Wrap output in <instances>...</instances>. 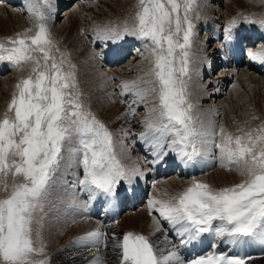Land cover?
I'll use <instances>...</instances> for the list:
<instances>
[{
    "label": "snow or ice",
    "instance_id": "1",
    "mask_svg": "<svg viewBox=\"0 0 264 264\" xmlns=\"http://www.w3.org/2000/svg\"><path fill=\"white\" fill-rule=\"evenodd\" d=\"M51 6V0H29L28 14L38 21L34 34L27 35L32 32L27 29L0 41V63L21 70L31 65L0 118V176L10 173L20 178L0 198V264H48L39 226L62 169L82 170L83 177L77 175L72 187L89 193L90 199L98 195L114 199L124 185L146 176L136 163L122 162L113 133L84 104L72 70L75 65L63 53L59 59L53 54L60 49L45 23V11ZM195 7L196 0H136L132 19L121 31L98 30L96 39L116 42L131 36L142 41L151 56L146 77L119 85L120 95L131 92L139 101L153 99L140 136L153 150L151 163L170 153L184 163L212 155L220 167L235 169L243 179L216 189L193 178L174 196L150 198L156 231L164 234L168 246L160 248L145 235L126 232L115 245L120 264H246L249 257L217 252L216 241L230 250L257 241L264 244V125L233 135L195 115L187 87ZM248 22L264 28V20ZM235 25L233 20L225 28V40L234 38ZM33 53H41L42 59ZM129 114L135 112L124 115ZM4 190H8L6 182ZM164 224L180 247L202 246L212 237L210 250L185 260ZM74 244L99 252L107 248V233L90 231ZM91 264H101L100 258Z\"/></svg>",
    "mask_w": 264,
    "mask_h": 264
},
{
    "label": "rangeland",
    "instance_id": "2",
    "mask_svg": "<svg viewBox=\"0 0 264 264\" xmlns=\"http://www.w3.org/2000/svg\"><path fill=\"white\" fill-rule=\"evenodd\" d=\"M56 1H57V3H58V5L59 6H61V7H59V9L60 8H63L64 6H67L68 7V9L69 10H73L74 12H77V11H79V8L81 7V5L83 6V2H84V5L86 4V6H88V2H89V0H74V2L73 3H71L70 5L69 4H67V3H64L65 1L64 0H59V2H58V0H55L54 1V3H56ZM64 1V2H63ZM82 1V2H81ZM201 1H203V2H206V0H196V5L197 4H199ZM208 2H206V3H210L209 4V7H211V8H215L216 9V6L218 5V0H207ZM244 2H245V4H247V3H249V1L250 0H243ZM62 2H63V5H62ZM77 2V3H76ZM228 2H230V0H221V2H219V8L220 7H224V5H226ZM263 2V4H264V1H262ZM96 4H95V7H94V9H93V12H91V14L89 15V20H87V21H85L84 23H86V24H88L89 26H88V28H89V31H84L83 33L81 32V29H78L74 34H75V36L77 37L76 39H77V41H76V39H71V38H67V40H66V37H67V35H66V33L65 34H63V31L62 32H59V30L57 29L58 28V26L57 25H61V23L60 24H58V22H59V20H57L56 22H54V21H52V20H50V15H52V13L54 12V9L53 8H51V9H49V13H47V11H45V15H46V20H45V23H46V25H47V27L50 29L49 31H50V33H51V36L53 35L54 37H52L53 38V40H54V42L57 44V46H58V48L59 49H61L59 52H56L55 50H53V54L57 57V59H59V57H60V53H63L64 54V57L65 58H68V59H65L66 61L68 60V62H70V61H72L71 62V64L72 65H74L75 64V69L77 68L76 67V65L78 66L79 64H81V65H79V69L77 68V70L75 71V72H78L79 74H80V76H79V74L78 73H76V78H78L77 79V81H78V83H84V84H82L81 85V83L80 84H78V86H79V90L82 92V100H83V102H84V104L86 105V107L88 108V110H90L92 113H94L95 114V116L100 120V121H102L108 128H109V130L113 133V138L115 139V141L116 140H118L117 141V143H116V150H117V152H119L118 153V155H120V157L123 159V156L125 155H129V156H132V154L134 153H127V149H128V145H129V141H128V139L127 138H124V135H125V133L123 132V129H124V127L125 126H127V123L129 122V119H128V117H126L124 114L126 113V110H127V108H123V104H121V103H119V101H116V100H118L117 98L118 97H120V95H117V93H115L116 91H115V89H114V91H113V86L111 85V83L110 84H108V82H106L105 81V75H106V70H102V68L103 67H105V68H107V69H111L112 67H114L115 66V69L117 68L116 66L118 65L117 63H115L116 65H114V66H110V67H108L107 65L109 64L108 62L107 63H105V62H103L102 60H100V56H101V54L102 53H104V49H107V50H112V40H99V39H96V32L98 31V30H104V29H112V30H114V31H116V32H119V31H121L122 29H123V27H124V24H125V21H131V19H132V16H133V13H134V11H135V6L134 7H130V6H128L127 7V9H126V6H121L122 7V9H120V7L119 8H114L115 10H113L112 8H108L107 6H101V8H102V10L100 9V10H98V9H96V8H98V6L100 5V3L98 2V1H96L95 2ZM61 4V5H60ZM221 4V5H220ZM250 4H251V2H250ZM250 4H247V6H249ZM262 4V5H263ZM80 5V6H79ZM246 5L244 6V7H246V9L244 8V10L242 11V10H239L240 11V14H236L235 15V17H229V16H226V19H224V17L223 16H221L220 15V13L221 12H219L218 11V8H217V10L215 11V13L212 15V14H210V15H208L207 16V18L205 17V18H203L200 14H198V9H195V11H197V12H195V11H193L192 13H191V18H192V23H193V25H194V29H193V37H192V43L193 42H195L196 41V38L199 36V35H201V36H205V34L207 35V40H208V36H210V38L209 39H211V44L213 43H215V45H212V46H210V47H212V48H215V50H213V51H209L208 53H207V61L208 60H210V59H212L214 56H215V54L217 53V51L220 49V47H221V45H222V43H224V41H223V39L221 38V37H223V34H224V32H225V28L228 26V24L231 22V21H233V20H235L236 21V26L232 29V32L233 33H235V34H233V39L231 40V41H227V45H226V47L227 46H230L231 47V49H230V51H228L229 53H232L233 51H234V49H232V47H234L233 45L236 43V42H238V44H240L241 46H242V42H240V41H238L237 40V37H239L238 36V34H240L241 36L243 35V36H245V34L247 35V37H246V39H248V44L250 45V47H249V49H248V53L246 54V56H248V54H249V52H251L252 50L253 51H257V48L258 49H260L259 47H264V44L262 43V45H259V43H261V41H262V39H255V42H250V39H251V37H249V34H250V27H251V25H255V24H257V25H259L258 23H249L248 21H260V20H264V17H262L261 16V13H263V11H264V9L262 10V12H261V10L259 9V13L258 12H256V11H252V12H249L248 11V8L249 7H247ZM8 8V10H6V12H7V15L9 14V12L11 13V14H13V15H15L16 13H19V11H20V4L19 5H14L13 6V8H12V6H10V5H8L7 6ZM17 7V8H16ZM19 7V8H18ZM196 8V7H195ZM108 9V10H107ZM112 9V10H111ZM17 10H18V12H17ZM50 10H51V12H50ZM111 10V11H110ZM122 10V11H121ZM2 11V12H1ZM15 13H14V12ZM118 11H120V12H118ZM124 11V12H123ZM127 11V12H126ZM0 12H1V16H4L5 15V12H4V10H0ZM109 13V14H108ZM112 15H111V14ZM119 15H118V14ZM123 15H122V14ZM196 13H197V15H196ZM258 13V14H257ZM4 14V15H3ZM98 14V15H97ZM100 14V15H99ZM104 14V15H103ZM116 14V15H115ZM102 15V19L100 18V16ZM115 15V16H114ZM120 15H121V17H120ZM259 15V16H258ZM0 16V17H1ZM25 18H24V17ZM94 16V17H93ZM96 16V17H95ZM104 16V17H103ZM114 16V18L112 19V17ZM118 18H117V17ZM221 17V19H216V17ZM22 17L26 20V21H24L23 23H25V25H23L22 24V22L21 23H17L16 21H15V16H14V18H13V21H15V22H11L10 23V26H9V24H6V22L5 21H1V19H2V17L0 18V32H1V34H0V41H5L6 40V38H8V37H15L16 36V34L17 33H25V31L28 29V28H30V26H32L31 28H33V27H35V29H36V25H37V23H38V21H36L35 19H33L32 17L30 18V20L28 19L30 16L29 15H22ZM28 17V18H27ZM109 17H111V18H109ZM115 17L117 18V19H115ZM16 18H18L17 17V15H16ZM95 18H97V20L95 19ZM98 18L100 19L99 21H98ZM108 18V19H107ZM125 18V19H124ZM262 18V19H261ZM23 19V20H24ZM33 19V20H32ZM58 19H63V17H61V16H59V18ZM110 19V20H109ZM120 21H119V20ZM123 19V20H122ZM203 19H205V21H207V22H202L203 21ZM223 19H224V21H223ZM34 20H35V22H34ZM116 20V21H115ZM198 20V21H197ZM226 20V21H225ZM103 21V22H102ZM107 21V22H106ZM111 22V23H109V22ZM116 23H115V22ZM119 21V22H118ZM3 23V25H4V27H3V25H2V23ZM27 22H28V24H29V22H31L32 23V25L31 24H29V25H26L27 24ZM35 23V25H33L34 23ZM101 23H102V26H100L101 25ZM106 23V24H105ZM206 23V24H205ZM219 23V24H218ZM19 26V28H17V26ZM20 24V25H19ZM23 25V27H22V25ZM52 24V25H51ZM104 24H105V26H104ZM119 24V25H118ZM221 24V25H220ZM8 25V26H7ZM93 25V26H92ZM114 25V26H113ZM209 25L211 26V28L209 27ZM13 26V30H14V33H13V30H11L12 27ZM16 26V27H15ZM29 26V27H28ZM95 26V27H94ZM107 26H109V28L107 27ZM111 26V27H110ZM113 26V27H112ZM120 26V27H119ZM260 26V25H259ZM28 27V28H27ZM100 27V28H99ZM116 27V28H115ZM17 28V30H15ZM21 28V29H20ZM30 28V29H31ZM92 28V29H91ZM115 28V29H114ZM118 28V29H117ZM120 28V29H119ZM210 29H212V32L210 31ZM261 29H264V28H262L261 26H260V31H261ZM8 30H11V31H9V32H7ZM33 31H34V28L32 29ZM52 30V31H51ZM55 30V31H54ZM58 30V31H57ZM15 31H17L16 33H15ZM36 31V30H35ZM6 32V33H5ZM6 34V36H5V34ZM11 33V34H10ZM13 33V34H12ZM32 33V32H31ZM53 33V34H52ZM54 33H57L58 35H59V38H58V35L57 34H54ZM82 33V34H81ZM85 33V34H84ZM3 34V35H2ZM32 34H34V33H32ZM32 34H30L29 33V35H32ZM83 34H84V37H83ZM2 35V36H1ZM27 35H28V33H27ZM56 35H57V37H56ZM66 35V36H65ZM80 36H82V37H80ZM4 37H5V39H4ZM61 37H62V41L61 42H57V41H60L61 40ZM63 37H64V41H63ZM206 37V36H205ZM80 38V42H78V39ZM82 38V39H81ZM87 39V40H89L87 43L85 42V40L84 39ZM59 39V40H58ZM91 40V41H90ZM70 41V42H69ZM71 41H74V43H75V46H74V43L73 42H71ZM78 42V43H76V42ZM104 41H107L108 42V44H106V45H104ZM220 41V42H219ZM256 41L258 42V43H256ZM90 42V43H89ZM117 42V41H116ZM222 42V43H221ZM58 43H60L61 44V46H60V44H58ZM69 43V44H68ZM72 43V44H71ZM86 43V44H85ZM88 43H89V46H88ZM140 43H141V41L140 40H133V42H131V45L130 46H128L127 47V50L130 52V55H129V53H128V55L126 54V55H124V57H122L121 59L122 60H125L126 58V60H128V59H130L131 57H135V59H136V56H139V54L142 52L143 54H142V59H144V61L145 60H151V56L149 55V53H148V51H146L145 50V48L143 49L142 48V44L140 45ZM82 44V45H81ZM207 44V46H205V44L203 45V47H205V48H207L208 50L210 49V47H208V45H209V43L207 42L206 43ZM68 45H70V47L68 46ZM73 47H72V46ZM76 45H78V46H76ZM98 45H100V47H98ZM63 46V49L61 48ZM68 47V49L70 48V50H68L67 49V47ZM84 46V47H83ZM104 46V47H103ZM259 46V47H258ZM77 47V48H76ZM135 47L137 48V49H135ZM73 48V49H72ZM75 48H76V50H75ZM87 48V49H86ZM92 48V49H91ZM256 48V49H255ZM67 49V50H66ZM71 49L73 50V51H71ZM227 50H228V47L226 48ZM89 50V51H88ZM94 50V51H93ZM135 50H136V53H134L135 52ZM77 51V52H76ZM78 51L80 52V53H78ZM84 51V53H82L81 54V52H83ZM85 51H87V52H85ZM137 51H138V53H137ZM223 51H226L225 49L223 50ZM243 51H244V53H243ZM75 52V53H74ZM91 52V53H90ZM100 52V53H99ZM147 52V53H146ZM59 53V54H58ZM69 55V53H70V55L68 56L67 54ZM78 53V54H77ZM95 53V54H94ZM134 53V54H133ZM92 54V55H91ZM224 54H225V52H224ZM33 55L34 56H36V57H38V58H41L42 59V54L41 53H33ZM85 55V56H84ZM79 56H81V57H79ZM84 56V57H83ZM240 56V60H239V63H238V65L236 66V67H238L237 68V70H235V75H234V77L231 75V79H230V85H229V87L227 88V89H224V94L222 93L221 94V97H223L224 99H225V102L223 103V105H222V107H223V109H222V107H221V111H220V113L219 112H216V111H213V112H215V113H217V115L215 116V120H214V124L217 126V127H219V126H222V124L224 123V121H222L223 119H224V116H225V112H227L226 113V116L225 117H231V118H229V119H232V121H234L233 123H234V125H237L238 127H236V130L235 131H233V132H235V134H238V135H240V134H243V132L245 131V132H247V131H249V130H252V129H255V128H257V127H259V126H261V125H264V73H263V75L262 74H260V75H258V74H256V75H254L255 73H250V76H246V75H243L242 74V68L245 66V63H246V61H247V57L245 56V49L243 48V46H242V52H241V54L239 55ZM76 57H78V58H80L79 59V61H78V58H77V60H76ZM244 57H246V60L244 61L243 60V58ZM70 58H73V59H70ZM82 58V59H81ZM89 58V59H88ZM191 57L189 56V59H190ZM86 59V60H85ZM97 59V60H96ZM141 59V57L139 56L138 57V59L137 60H134L133 61V64H136L139 60ZM73 60H75L74 62H73ZM80 60H81V62H80ZM94 60V61H93ZM191 60H192V58H191ZM200 60V59H199ZM7 63V62H6ZM94 63V64H93ZM111 64L112 63H114V62H110ZM244 63V64H243ZM8 64V63H7ZM88 64V65H87ZM99 64H100V66H99ZM104 64V65H103ZM239 64H243V65H239ZM95 65H96V67H95ZM0 66L1 67H3V70H1L0 71V80L2 81V82H4L5 80H6V78H10V80L12 81L13 80V83H14V81L16 80L17 82H15V85L19 82V80L20 79H22V78H27L28 76H29V74H30V68H31V65H27V66H24V68H23V70H21L20 68H17V67H12V66H10L9 64L8 65H6L5 63H0ZM68 67V69H67V67ZM64 67H65V69L66 70H69V66H68V63H65V65H64ZM91 67V68H90ZM221 67H223V66H221ZM82 68V69H81ZM89 70H88V69ZM119 68L120 69H118V71H120L119 73H124V74H126L125 72H124V67H120L119 66ZM150 68V67H149ZM208 66L206 67V68H204L203 69V71H198L199 70V68H197V69H189V72H191V74H195L194 75V78L193 79H191L189 82H188V79H187V86H188V91H189V93L193 90L194 91V87H197V89H200L198 86L201 84V82L203 81V82H206L207 80H208V78L210 77L209 75H207L206 73V71H208ZM217 68H219L218 66H217ZM217 68H214V69H212L211 71L212 72H214V74H216V72H215V69H217ZM226 69L228 68V67H225ZM14 69V70H13ZM27 69V70H26ZM75 69H72L73 71L75 70ZM84 69V70H83ZM100 69V70H99ZM9 70V71H8ZM20 70V71H19ZM92 70V71H91ZM148 70L149 69H147V70H145V72H143V75H141L142 73H140V76H142V77H145V76H147V73H148ZM12 71H14L15 72V74H14V72H13V74H11V72ZM89 71V72H88ZM94 71L96 72V73H98V74H96V73H94ZM198 71V72H197ZM244 71V70H243ZM81 72V73H80ZM85 72V73H84ZM92 72V73H91ZM196 72H197V74H196ZM237 72V73H236ZM18 75H17V74ZM20 73V74H19ZM24 73V74H23ZM87 73H89L90 75H91V77L89 76V74H87ZM103 73H104V75H103ZM259 73V72H258ZM81 74H83V75H81ZM95 75V77H94V75ZM214 74H210L211 76H214ZM252 74V75H251ZM9 75H11L10 77H9ZM19 76V77H17V76ZM21 75H23V76H21ZM97 75V76H96ZM14 76H15V80H14ZM27 76V77H26ZM82 77V79L84 80H80L81 78H79V77ZM209 76V77H208ZM257 76H258V78H257ZM260 76H261V78H260ZM263 76V77H262ZM5 77V78H4ZM83 77H86V78H83ZM88 77H90V78H88ZM92 77H93V79H92ZM13 78V79H12ZM18 78V79H17ZM96 79V81H95V79ZM90 79V80H89ZM256 79H257V81H256ZM4 80V81H3ZM85 80H88V81H86L85 82ZM237 80H238V82H237ZM242 80H244V82L242 81ZM246 80V81H245ZM253 80V81H252ZM101 83H99V82ZM255 81V82H254ZM259 81H261L260 83H259ZM103 82V83H102ZM105 82V83H104ZM86 83H89V84H86ZM99 83V84H98ZM102 84H104L103 86H102ZM106 84V85H105ZM260 84V85H259ZM263 84V85H262ZM15 85H14V90L13 91H15ZM84 85V86H83ZM87 85V86H86ZM91 85V86H90ZM82 86V87H81ZM95 86V87H94ZM243 86H245V87H243ZM92 87V88H91ZM106 87H107V89H106ZM232 87H233V89H232ZM237 87V88H236ZM238 87H239V91H238ZM260 87V88H259ZM98 88V89H97ZM103 88V89H102ZM111 90H110V89ZM236 88V89H235ZM91 89H94V90H91ZM101 89H102V91H101ZM230 89V90H229ZM241 89V90H240ZM85 90V91H84ZM89 90H91L90 92H89ZM98 90V91H97ZM100 90V91H99ZM105 92H104V91ZM108 90V91H107ZM243 90V91H242ZM261 90V91H260ZM107 91V92H106ZM241 91V92H240ZM257 91V92H256ZM85 92H87V93H85ZM94 92V93H93ZM238 92V93H237ZM110 93V94H109ZM113 93H115V95H113ZM97 94V95H96ZM105 94H107V96L105 95ZM106 96V97H104V96ZM230 96V97H228V96ZM98 97V98H97ZM104 97V98H103ZM109 97V98H108ZM101 98V99H100ZM120 98H122V103H125L126 104V102H127V99H128V97H126V96H121ZM151 98V99H150ZM227 98H230V101L227 99ZM243 99L242 101H241V99ZM91 99V100H90ZM94 101H93V100ZM104 99V100H103ZM149 99H150V103L148 104L147 103V105L146 106H148V105H150L151 104V107H153V99H152V97H149ZM239 99H240V101H239ZM97 100V101H96ZM189 100L193 103V105H195V115L196 116H198L200 119H202V120H204L205 121V123H208V114H209V111H208V109H209V107H206V106H204V104H207L206 102H205V100L204 99H200V98H195V95L193 94V95H191V93H190V95H189ZM257 100V101H256ZM262 100V101H261ZM107 101V103H105ZM146 100H144V102H145ZM202 102V103H201ZM231 102V103H230ZM237 102V103H236ZM93 103H94V105H93ZM98 105H97V104ZM102 103V104H101ZM259 103H261L262 105H260ZM100 104V105H99ZM111 104V105H110ZM235 104H237V105H235ZM240 104H242V105H240ZM245 104H246V106L248 107V108H246V106H245ZM93 105V106H92ZM108 106V109H107V106ZM110 105V106H109ZM127 105V104H126ZM253 105V106H252ZM98 106V107H97ZM105 106V107H104ZM114 107V109H113V107ZM225 106V107H224ZM228 106V107H227ZM99 107H100V109H99ZM111 107V108H110ZM151 107H149L150 108V110H151ZM230 107V108H229ZM242 107H244L246 110H242ZM249 107H250V109H249ZM122 108V109H121ZM212 108L214 109V110H216L218 107H216V106H212ZM234 109L233 111H231V109ZM262 108V109H261ZM114 111H113V110ZM116 109H118V110H116ZM124 109H125V111H124ZM230 111H229V110ZM6 110V109H5ZM5 110H4V107H3V110H2V108H0V118H2L3 117V113L5 112ZM108 111V112H105V111ZM199 110V111H198ZM224 112H223V111ZM226 110V111H225ZM237 110V111H236ZM239 110H241V112H239L238 113V111ZM254 110V111H253ZM256 110V111H255ZM113 111V112H112ZM116 111V112H115ZM143 111V110H142ZM142 111H140V112H142ZM236 111V112H235ZM258 111V112H257ZM262 111V112H261ZM104 112V113H103ZM109 112H111V113H109ZM234 112V113H233ZM251 112V113H250ZM259 113V114H257V113ZM102 113V114H101ZM108 113V114H107ZM117 115H116V114ZM127 113H128V111H127ZM208 113V114H207ZM232 113V114H231ZM237 113V114H236ZM241 113L243 114V115H241ZM250 115H249V114ZM254 113V114H253ZM256 113V114H255ZM262 113V114H261ZM224 114V115H223ZM228 114V115H227ZM109 117H108V116ZM207 115V116H206ZM252 115V116H251ZM102 116H104L103 118H102ZM119 116V117H118ZM244 116H245V119H244ZM246 116H247V118H246ZM260 116V117H259ZM117 117V118H116ZM223 117V119H221ZM234 117H236V118H234ZM243 117V118H242ZM101 118V119H100ZM119 118V119H118ZM242 118V119H241ZM128 119V120H127ZM237 119V120H236ZM254 119V120H253ZM127 120V121H126ZM240 120V121H239ZM220 121H221V123H220ZM236 121V122H235ZM241 121H243V122H241ZM124 124H122V123ZM238 123H241L240 125L238 124ZM244 123V124H243ZM109 125V126H108ZM146 126L147 125H144V127H143V129L142 130H145V128H146ZM245 130H244V129ZM240 130H243V132H241ZM119 131V132H118ZM240 131V132H239ZM123 132V133H122ZM237 132H239V133H237ZM120 133H121V135H120ZM234 133H233V135H235ZM123 135V136H122ZM117 138H116V137ZM124 140V142H122ZM126 140V141H125ZM125 143V144H124ZM121 146V147H120ZM123 146V147H122ZM118 147H119V149H118ZM125 148V149H124ZM121 149V150H120ZM126 153V154H125ZM122 155V156H121ZM125 161V160H124ZM130 161L128 160V161H125V163L127 164V165H130L131 166V162L129 163ZM139 167H141L140 166V164L139 163H136ZM191 167H192V175H194L193 176V178H195V180H197V181H200V182H204V183H207V184H209V185H211L212 186V184L211 183H209L210 182V180H208V178L209 177H207L208 176V174H214V171L216 172V171H218V167H219V164H218V162L215 160V158L212 156V155H209V156H207V157H205V158H202V159H197V160H195V161H193V163H192V165H191ZM176 168V167H175ZM215 169V170H214ZM217 169V170H216ZM175 170L176 169H174V171L173 172H175ZM235 170V169H234ZM71 171V172H70ZM63 172V173H62ZM75 172V173H74ZM208 173V174H207ZM71 175H72V177H71ZM77 175H79V177L80 178H82L83 177V172H82V170H80L79 172H77V171H75V169H73V168H71V167H69V168H66V169H62V171H61V173L60 174H58V176H57V180H56V183H57V185L56 184H54L53 185V187H52V189H51V191H50V197L47 199V202H48V204L50 205V203H53V207H57V208H59V210H60V212H61V214H58V215H56V216H58V217H61V218H67V217H69L67 220H68V223L70 224L71 223V221L73 220V218L71 217V214H73V213H76L79 209H81V207L84 205V210L86 211V215L88 216V218H91V220H92V218H94L93 216H95V215H90L89 213H91V210L92 209H90V202H93V199H90V196H89V193H87V192H85L84 191V193H83V190L82 189H80V188H74V189H71L70 188V185L72 184V183H70V184H68L69 182H70V179L72 178V180H75L74 178L77 176ZM172 175V174H171ZM170 175V176H171ZM197 175V176H196ZM207 175V176H206ZM240 175V174H239ZM67 176V177H66ZM169 176V177H170ZM203 176H206V177H203ZM241 176V175H240ZM168 177V176H167ZM188 177V176H187ZM159 178H161V177H159ZM193 178L192 179H187V178H185L184 180L185 181H180V180H178V182H182V184H181V186H180V183H179V186H178V183L176 182V184L175 185H173V186H175V187H172V188H174L173 190H171V192L172 193H169L168 195H165V194H163V192H162V190L160 189V187H159V182H158V185H157V188H156V194H157V198L158 199H167L169 196H174V195H176V194H178V193H180V192H182L184 189H186L187 187H189L191 184H192V182H193ZM207 178V179H206ZM20 180V178L19 177H13L10 173L7 175V176H0V198H4V197H6L10 192H11V189H12V184L14 183V182H18ZM158 180V179H157ZM157 180H155V182L157 181ZM205 180V181H204ZM207 180V181H206ZM187 181H189V182H191V183H189V182H187ZM5 182L7 183V186H8V190L7 191H5L4 190V184H5ZM155 182H153V183H155ZM66 183V184H65ZM135 183H136V181H135ZM132 184V185H124L123 186V188L120 190V191H124V189H126V188H136V187H134L136 184ZM187 183V184H186ZM60 184V185H59ZM63 184H64V187H63ZM151 184V183H150ZM186 184V185H185ZM189 184V185H188ZM176 186H178L179 187V189L176 187ZM183 186V187H182ZM187 186V187H186ZM151 187H152V185H151ZM151 187H150V190H151ZM182 187V188H181ZM214 188V187H213ZM63 189V190H62ZM66 189V190H65ZM68 189V190H67ZM179 190V191H177V190ZM219 189V188H218ZM70 190H72V192L70 191ZM81 190V191H80ZM176 190V191H175ZM67 191V192H66ZM69 191H70V193H69ZM79 191V192H78ZM69 193V194H68ZM72 193V194H71ZM64 196H63V195ZM67 194L68 195H70L71 197V199L69 198L68 199V197H66L67 196ZM73 194H80L81 195V197H80V199H76L75 198V195H73ZM126 194H128V192H125L124 193V195H123V199H125V195ZM154 196V195H153ZM154 198H156L155 196H154ZM114 199H117L118 201H119V197L117 196L116 198H114ZM90 201V202H89ZM101 203H103L104 204V202L102 201ZM105 205H107V204H105ZM109 207V206H108ZM140 206H138V208H139ZM98 209V208H97ZM126 210V208H124L123 209V211L121 212V215H120V218L119 219H121V217H122V213H125L124 211ZM110 213H111V210H108ZM102 214L104 213V208H102V212H101ZM112 214V213H111ZM53 216H54V214H53ZM74 217V216H73ZM100 217V216H99ZM98 217V218H99ZM95 219H96V217H95ZM118 219V220H119ZM71 220V221H70ZM99 219H97V221H98ZM118 220H117V222H116V224L113 222H110V224L109 225H111V226H108V224L107 223H101V225L102 226H100V227H97V226H89V225H87V226H84L81 230H80V232L81 233H78V234H75L74 236H72L71 237V239H69V241H66L64 244H62L61 246H59L58 248H59V250H58V248H57V250H54V249H56L55 247V244H53L52 245V253L49 255V256H47V257H49L50 259L48 260V264H91V262L95 259V258H97V257H99L100 258V261H101V264H120V249L119 248H116L115 247V245H116V243L120 240V239H122V237H123V235L125 234V231H124V227L120 224V223H118ZM100 222H101V220H99ZM98 221V222H99ZM110 221V220H109ZM88 222V221H87ZM106 224V225H105ZM113 224V225H112ZM112 226H114L115 228H113ZM153 227H155V223H154V225H153ZM88 228V229H87ZM97 229H99L100 231H103V232H105V233H107V248H106V250H107V252H105V255H106V257H103V255L102 254H100L99 252H96L95 251V249H92L91 251H89V250H87L86 248L84 249V250H81V249H79V248H76V247H80V246H78V245H76V244H74V241H76L79 237H81V236H83V235H85L87 232H90V231H93V230H97ZM87 232H86V231ZM79 231V230H78ZM86 233H85V232ZM153 233V234H152ZM150 235H149V239L152 241V243L154 244V245H156V246H158V247H162L163 246V248H165V247H167L168 245L165 243V240L163 239V233H161V232H152ZM81 234V235H80ZM83 234V235H82ZM162 235V236H161ZM113 236H115L116 237V239L115 240H113ZM61 239H63V238H61ZM60 239V240H61ZM85 251H87V252H85ZM260 262H264V259L263 260H260V261H258V260H253L252 262H251V264H259Z\"/></svg>",
    "mask_w": 264,
    "mask_h": 264
},
{
    "label": "bare ground",
    "instance_id": "3",
    "mask_svg": "<svg viewBox=\"0 0 264 264\" xmlns=\"http://www.w3.org/2000/svg\"><path fill=\"white\" fill-rule=\"evenodd\" d=\"M11 1H16V3H19L20 4V11L19 13H16L15 15L11 14L9 12V14L7 15V12L6 10H8L7 6H8V3L10 4ZM55 0H51V8L54 9V12L52 13V15H50V20L56 22L57 20H59L58 24L61 23V25H57L58 26V30L59 32H62L63 31V34L66 33L67 37H66V40L67 38H71V39H76L77 35L75 36V32L78 30V29H81V32L83 33L84 31H89V28H88V24L84 23L85 21L89 20V15L91 14V12H93V9L95 7V2L98 1L100 3V5L98 6V10H102L101 6H107L108 8H112L113 10H115L114 8H119L122 9L121 6H126V9L128 6H130L131 8L134 7L136 5V0H89L88 2V6H86V4L84 5V2H83V6L81 5V7L79 8V11L77 12H74L72 9L69 10L68 9V5L67 6H64L63 8H60L61 6L58 5L57 1L56 3H54ZM65 1V2H64ZM63 2L64 3H67V4H71L74 2V0H64ZM80 1V0H79ZM264 0H250L249 3L247 4H251L249 6H247V4H245V2L243 0H230V2H228L226 5H224V7H220L219 8V2H221V0H218V5L216 6V9L214 8H211L209 7V4L210 3H206L208 2L206 0V2H203L201 1L199 4L196 5V8L195 9H198V14H200L203 18H207L208 15L210 14H214L215 11L217 10L218 8V11L221 12L220 15L224 17V19H226V16H229V17H235L236 14H240V11L239 10H244V8L246 9V7H244L245 5L248 8V11L249 12H252V11H256L258 12L259 9L261 10L262 8L264 9V4L263 2ZM28 2L29 0H0V10H4L5 12V15L4 16H1V12H0V16L2 17L1 21H5L6 24H9L10 26V23L13 21V18L15 16V21L17 23H21L23 25H25V23H23L24 21H26L22 15H29L28 14V11H27V6H28ZM59 2V0H58ZM63 2H62V5H63ZM82 2V1H81ZM77 3V2H76ZM263 4V5H262ZM61 5V4H60ZM221 5V4H220ZM10 6H12L13 8V3L12 5L10 4ZM80 6V5H79ZM17 8V7H16ZM19 8V7H18ZM50 8V9H51ZM111 9V10H112ZM262 9V10H263ZM108 10V9H107ZM110 10V11H111ZM242 10V11H243ZM261 10V12H262ZM47 13H49V9L46 10ZM122 11V10H121ZM195 11V12H197ZM14 12V11H13ZM18 12V10H17ZM51 12V10H50ZM120 12V11H118ZM124 12V11H123ZM127 12V11H126ZM260 12V11H259ZM258 12V13H259ZM15 13V12H14ZM257 13V14H258ZM109 14V13H108ZM111 14V13H110ZM118 14V13H117ZM122 14V13H121ZM124 14V13H123ZM122 14V15H123ZM16 15L18 18H16ZM98 15V14H97ZM100 15V14H99ZM104 15V14H103ZM112 15V14H111ZM116 15V14H115ZM114 15V16H115ZM119 15V14H118ZM197 15V13H196ZM59 16L63 17V19H58ZM114 16L112 17V19L114 18ZM259 16V15H258ZM261 16L264 17V11L263 13H261ZM0 17V18H1ZM94 17V16H93ZM96 17V16H95ZM102 17V15L100 16V18ZM104 17V16H103ZM117 17V16H116ZM115 17V19H117ZM121 17V15H120ZM28 18V17H27ZM31 17H29L28 19L30 20ZM111 18V17H109ZM24 19V20H23ZM97 20V18H95ZM102 19V18H101ZM108 19V18H107ZM125 19V18H124ZM216 19H221V17H216ZM223 19V21H224ZM262 19V18H261ZM33 20V19H32ZM100 19L98 18V21ZM110 20V19H109ZM119 20V19H118ZM123 20V19H122ZM13 21V22H15ZM116 21V20H115ZM114 21V22H115ZM120 21V20H119ZM118 21V22H119ZM198 21V20H197ZM208 21V20H207ZM205 21V19H203L202 22H207ZM226 21V20H225ZM35 22V20H34ZM33 22V23H34ZM103 22V21H102ZM107 22V21H106ZM109 22V21H108ZM2 23V22H1ZM111 23V22H109ZM116 23V22H115ZM21 24V25H22ZM29 24L32 25L31 22H29ZM28 22L26 25H29ZM106 24V23H105ZM104 24V26H105ZM206 24V23H205ZM219 24V23H218ZM3 25V23H2ZM16 25V24H15ZM20 25V24H19ZM22 25V27H23ZM35 25V23L33 24ZM52 25V24H51ZM119 25V24H118ZM221 25V24H220ZM8 26V25H7ZM17 26V25H16ZM15 26V27H16ZM30 26V25H29ZM28 26V27H29ZM93 26V25H92ZM102 26V23L101 25ZM114 26V25H113ZM112 26V27H113ZM236 26V25H235ZM4 27V25H3ZM25 27V26H24ZM23 27V28H24ZM27 27V28H28ZM32 26H30L31 28ZM95 27V26H94ZM109 28V26H107ZM111 27V26H110ZM120 27V26H119ZM13 30V26L11 27ZM17 28H19V26H17ZM17 28L15 30H17ZM26 28V27H25ZM28 28V29H30ZM34 28V31L32 30V33L35 32V27ZM31 28V29H33ZM100 28V27H99ZM116 28V27H115ZM114 28V29H115ZM21 29V28H20ZM49 29V28H48ZM92 29V28H91ZM118 29V28H117ZM120 29V28H119ZM260 29V26L255 24V25H251L250 27V34H249V37H251L250 39V42H255V39H262L261 43H259V45H262V43L264 44V29H261V31L259 30ZM11 30H8L7 32L11 31ZM50 30V29H49ZM57 30V31H58ZM52 31V30H51ZM55 31V30H54ZM12 32V31H11ZM17 31H15L16 33ZM6 33V32H5ZM4 33V34H5ZM13 33H14V30H13ZM12 33V34H13ZM20 33V32H19ZM30 32V34H32ZM81 33V34H82ZM1 34V32H0ZM11 34V33H10ZM53 34V33H52ZM54 34H57V33H54ZM85 34V33H84ZM84 34H83V37H84ZM3 35V34H2ZM1 35V36H2ZM29 35V33H28ZM58 35V34H57ZM56 35V37H57ZM65 35V36H66ZM6 36V34H5ZM96 36V35H95ZM206 36V37H205ZM205 36H201L199 35L197 38H196V41L192 43L191 45V48H190V67L189 69H197L199 68L198 71H203L204 68H206L207 66L209 67L210 71L212 69L215 68V65H216V61H214V59L217 57V54L219 55V52L217 51V53L215 54V56L208 60L207 61V53L210 51H213L215 50V48H212L210 46L212 45H215V43L211 44V39L210 36H208V40H207V35L205 34ZM52 37H54L52 35ZM82 37V36H80ZM55 38V37H54ZM58 38H59V35H58ZM5 39V37H4ZM53 39V38H52ZM82 39V38H81ZM59 40V39H58ZM80 38L78 39V42ZM85 42L87 43L89 40H87L86 38L84 39ZM133 40H137L136 38L134 37H131V36H125L123 39L121 40H118L117 42H112V50H107V49H104V53L101 54L100 56V60H102L103 62L105 63H109L110 62H114V63H117L118 65L116 66L117 68L115 69V66L112 67L111 69H107L105 67L102 68V70H106V75H105V81L108 82V84L111 83V85L113 86V91L115 89V93H117V95H120V92L122 91L120 88H119V85L122 83V82H125V81H134V80H139V78H141L142 76H140V73H142L141 75H143V72H145V70L147 69H150L149 67H151V64H150V60H145L142 59V52L139 54V56L141 57V59L136 63V64H133V61L134 60H137L139 56H136V59L135 57H131L130 59L128 60H122L121 58L124 57V55H126L128 52L127 50V47L131 45V42H133ZM62 41V37H61V40L60 41H57V42H61ZM63 41H64V37H63ZM77 41V39H76ZM75 41V42H76ZM91 41V40H90ZM70 42V41H69ZM74 43V41H71ZM76 42V43H78ZM209 43L208 47H210V49L208 50L207 48L203 47V45L205 44V46H207L206 43ZM220 42V41H219ZM85 43V44H86ZM90 43V42H89ZM89 43H88V46H89ZM222 43V42H221ZM60 44V43H58ZM69 44V43H68ZM72 44V43H71ZM142 44V48H143V42L141 41L140 45ZM82 45V44H81ZM61 46V44H60ZM70 47V45H68ZM72 46V45H71ZM74 46H75V43H74ZM78 46V45H76ZM234 47H232V49H234V51L236 52L235 54L233 53V55L235 57L232 56V54H230L228 51H230L231 47L230 46H227L228 47V50L225 52V54L223 55L224 56V60L227 61V65H223V67H220V68H217L215 69V72L216 74H214V76H211L208 78V80L206 82H201V84L198 86L200 89H197V87H194V91L192 90L190 93L191 95H195V98H200V99H204L205 102L207 104H204V106L206 107H209L208 111H209V114H208V122H214L215 120V116L217 115V113L213 112V111H216V112H219L221 111V107L223 105V103L225 102V99L223 97H221V94L225 93L224 92V89H227L230 85V77L231 75L234 77L235 75V70H237L238 67H236L239 63V60L241 59L240 58V54L242 52V46L240 44H238V42H236L234 45ZM67 47V46H66ZM73 47V46H72ZM84 47V46H83ZM226 47V48H227ZM259 47V46H258ZM63 49V46L61 47ZM77 48V47H76ZM75 48V50H76ZM260 49L257 48V51H251L252 54L256 55V59H252L250 58V55L248 54L247 56V61L245 63V66L242 68L243 70L241 71L243 75H246L247 77L250 76V73H255L254 75L258 74H262L264 73V47H259ZM68 49V47H67ZM66 49V50H67ZM73 49V48H72ZM71 49V51H73ZM87 49V48H86ZM92 49V48H91ZM135 49H137L135 47ZM144 49V48H143ZM256 49V48H255ZM61 50V49H60ZM70 50V48L68 49ZM89 51V50H88ZM94 51V50H93ZM77 52V51H76ZM87 52V51H85ZM75 53V52H74ZM78 53H80L78 51ZM77 53V54H78ZM84 53L81 52V54ZM91 53V52H90ZM100 53V52H99ZM136 53V50L135 52ZM133 53V54H134ZM138 53V51H137ZM147 53V52H146ZM59 54V53H58ZM61 54V53H60ZM67 54V53H66ZM95 54V53H94ZM68 55V54H67ZM70 55V53H69ZM68 55V56H69ZM92 55V54H91ZM227 55V57H226ZM85 56V55H84ZM83 56V57H84ZM81 57V56H79ZM238 57V58H236ZM78 57H76V60H77ZM65 59H68V58H65ZM70 59H73V58H70ZM80 58H78V61H79ZM82 59V58H81ZM89 59V58H88ZM200 59V60H199ZM236 59V60H235ZM86 60V59H85ZM97 60V59H96ZM68 61V60H67ZM75 60H73L74 62ZM94 61V60H93ZM72 61H70L71 63ZM76 62V61H75ZM81 62V60H80ZM94 64V63H93ZM75 65V64H74ZM81 65V64H79ZM79 65L76 67L78 68ZM88 65V64H87ZM27 66V65H26ZM100 66V64H99ZM120 67H124V73H119L120 71H118V69ZM228 68L226 69L225 67ZM67 67V66H66ZM96 67V65H95ZM77 68L74 70L76 71ZM91 68V67H90ZM89 68V69H90ZM68 69V67H67ZM79 69V68H78ZM82 69V68H81ZM88 69V68H87ZM88 69V70H89ZM3 70V67L0 66V71ZM14 70V69H13ZM27 70V69H26ZM84 70V69H83ZM100 70V69H99ZM4 71V70H3ZM20 71V70H19ZM92 71V70H91ZM197 71V72H198ZM14 71L11 72V74H13ZM79 72V71H78ZM78 72H75V73H78ZM89 72V71H88ZM196 72V74H197ZM259 72V73H258ZM81 73V72H80ZM85 73V72H84ZM92 73V72H91ZM94 73H96L94 71ZM237 73V72H236ZM15 74V72H14ZM17 74V73H16ZM20 74V73H19ZM24 74V73H23ZM79 74V73H78ZM89 74V73H87ZM98 74V73H96ZM18 75V74H17ZM16 75V76H17ZM83 75V74H81ZM94 75V74H93ZM104 75V73H103ZM195 75V74H194ZM194 75L191 74V72H189V77L190 79H188V82L194 78ZM252 75V74H251ZM11 75H9L10 77ZM23 76V75H21ZM80 76V74H79ZM78 76V77H79ZM89 76L91 77V75L89 74ZM97 76V75H96ZM19 77V76H17ZM27 77V76H26ZM88 77V78H90ZM95 77V75H94ZM146 77V76H145ZM263 77V76H262ZM5 78V77H4ZM81 78L80 80L82 81V77H79ZM83 78H86V77H83ZM96 78V77H95ZM94 78V79H95ZM258 78V76H257ZM261 78V76H260ZM13 79V78H12ZM15 76H14V80H15ZM18 79V78H17ZM78 79V78H77ZM93 79V77H92ZM90 80V79H89ZM4 81V80H3ZM84 81V80H83ZM88 81V80H85V82ZM96 81V79H95ZM244 82V80H242ZM246 81V80H245ZM253 81V80H252ZM257 81V79H256ZM15 82H17L16 80L14 81L13 83V80L11 81L10 78H6V80L4 82H2L0 80V108H2L3 110V107H4V110L7 108V105L11 99V96H12V93L14 92V85H15ZM89 82V81H88ZM99 82V81H98ZM187 82V83H188ZM238 82V80H237ZM255 82V81H254ZM261 81H259L260 83ZM81 83V82H80ZM78 83V84H80ZM100 83V82H99ZM98 83V84H99ZM103 83V82H102ZM105 83V82H104ZM84 84V83H81V85ZM86 84H89V83H86ZM101 84V83H100ZM264 84V83H263ZM262 84V85H263ZM104 84H102L103 86ZM106 85V84H105ZM260 85V84H259ZM84 86V85H83ZM87 86V85H86ZM91 86V85H90ZM82 87V86H81ZM95 87V86H94ZM188 87V86H187ZM245 87V86H243ZM92 88V87H91ZM237 88V87H236ZM235 88V89H236ZM260 88V87H259ZM80 89V88H79ZM98 89V88H97ZM103 89V88H102ZM101 89V91H102ZM107 89V87H106ZM110 89V88H109ZM233 89V87H232ZM91 90H94V89H91ZM89 90V92L91 91ZM111 90V89H110ZM230 90V89H229ZM241 90V89H240ZM85 91V90H84ZM98 91V90H97ZM100 91V90H99ZM104 91V90H103ZM108 91V90H107ZM106 91V92H107ZM238 91H239V87H238ZM243 91V90H242ZM261 91V90H260ZM105 92V91H104ZM241 92V91H240ZM257 92V91H256ZM87 93V92H85ZM94 93V92H93ZM238 93V92H237ZM110 94V93H109ZM97 95V94H96ZM107 96V94H105ZM104 96V95H103ZM104 96V97H106ZM121 96H126L128 97L127 99V102L126 104L125 103H122V98H120ZM228 96V95H227ZM103 97V98H104ZM120 97H118L116 101H119V103L123 104V108H127L126 110V113L128 111V113H132V112H135V115H125L126 117H128L129 119V122L127 123V126L124 127L123 129V132L124 133H127V135H124V138H127L128 141H129V145H128V149L126 150L127 153H133L132 156H129V155H124L123 156V159L120 157V159L122 160L123 163H125V161H130L131 162V165L133 163H139L140 166H141V169L145 171L146 173V176L144 178H138L136 180V185L134 187L136 188H126L124 189V191H120L119 194H118V197H119V201H118V207H122V205L124 204V199H123V195L125 192H128V193H133V192H136V193H139L140 190H139V187L140 186H143L144 188L147 186V177L149 175V172H150V167L147 166L146 164L149 163L148 161L150 159H154V156L152 155V151H151V146L146 142V141H142L140 139V136H141V133L144 131L142 130L144 125H146V123H144L145 121V118L149 115V112L151 111L149 107H151V104L146 106L147 103L149 104L151 101L149 98L145 99L146 101H139V99L135 96H133V94L131 92H128L127 94L125 95H120ZM230 97V96H228ZM98 98V97H97ZM109 98V97H108ZM101 99V98H100ZM229 101H230V98H227ZM241 99V98H240ZM239 99V101H240ZM264 99V98H263ZM91 100V99H90ZM93 100V99H92ZM104 100V99H103ZM243 99H241L242 101ZM94 101V100H93ZM97 101V100H96ZM135 101V102H134ZM257 101V100H256ZM262 101V100H261ZM107 103V101L105 102ZM202 103V102H201ZM231 103V102H230ZM237 103V102H236ZM97 104V103H96ZM102 104V103H101ZM146 104V105H145ZM260 105H262L261 103H259ZM94 105V103H93ZM92 105V106H93ZM98 105V104H97ZM100 105V104H99ZM111 105V104H110ZM109 105V106H110ZM237 105V104H235ZM242 105V104H240ZM107 106V105H106ZM212 106H216L218 107L216 110H214L212 108ZM238 106V105H237ZM246 106V104H245ZM253 106V105H252ZM98 107V106H97ZM105 107V106H104ZM113 107V106H112ZM225 107V106H224ZM228 107V106H227ZM111 108V107H110ZM152 108V107H151ZM230 108V107H229ZM246 108H248L246 106ZM100 109V107H99ZM107 109H108V106H107ZM114 109V107H113ZM112 109V110H113ZM122 109V108H121ZM223 109V107H222ZM246 110L244 107H242V110ZM250 109V107H249ZM262 109V108H261ZM101 110V109H100ZM118 110V109H116ZM143 110V111H142ZM229 110V109H228ZM234 109L232 108L231 111H233ZM243 110V111H244ZM114 111V110H113ZM112 111V112H113ZM125 111V109H124ZM142 111V112H140ZM199 111V110H198ZM223 111V110H222ZM226 111V110H225ZM230 111V110H229ZM237 111V110H236ZM235 111V112H236ZM247 111V110H246ZM254 111V110H253ZM256 111V110H255ZM105 112H108L107 110ZM116 112V111H115ZM224 112V111H223ZM241 112V110L238 111V113ZM258 112V111H257ZM256 112V113H257ZM262 112V111H261ZM104 113V112H103ZM111 113V112H109ZM226 113L225 112V116H226ZM234 113V112H233ZM251 113V112H250ZM255 113V114H256ZM4 114V113H3ZM102 114V113H101ZM108 114V113H107ZM112 114V113H111ZM116 114V113H115ZM232 114V113H231ZM237 114V113H236ZM240 114V113H239ZM249 114V113H248ZM254 114V113H253ZM259 114V113H257ZM262 114V113H261ZM117 115V114H116ZM224 115V114H223ZM228 115V114H227ZM241 115H243L241 113ZM250 115V114H249ZM264 115V114H263ZM108 116V115H107ZM207 116V115H206ZM224 116V119L223 117L221 119H223L222 121H224V123L222 124V126L226 129V131L228 132H231L232 134L235 132L236 130V127H238L237 125H234V121H232V119H229L231 117H225ZM252 116V115H251ZM104 116H102L103 118ZM109 117V116H108ZM119 117V116H118ZM260 117V116H259ZM117 118V117H116ZM236 118V117H234ZM243 118V117H242ZM241 118V119H242ZM247 118V116H246ZM101 119V118H100ZM119 119V118H118ZM127 119V120H128ZM244 119H245V116H244ZM126 120V121H127ZM237 120V119H236ZM254 120V119H253ZM240 121V120H239ZM236 122V121H235ZM243 122V121H241ZM122 123V122H121ZM221 123V121H220ZM123 124V123H122ZM239 125L241 123H238ZM244 124V123H243ZM124 125V124H123ZM242 125V124H241ZM240 125V126H241ZM109 126V125H108ZM244 129V128H243ZM245 130V129H244ZM113 132V131H112ZM119 132V131H118ZM122 132V133H123ZM240 132V131H239ZM237 132V133H239ZM245 132V131H244ZM121 135V133H120ZM235 135H238V134H235ZM123 136V135H122ZM116 137V136H115ZM117 138V137H116ZM115 140V139H114ZM118 140H116V143H117ZM126 141V140H125ZM124 142V140L122 141ZM118 144V143H117ZM125 144V143H124ZM121 147V146H120ZM123 147V146H122ZM119 149V147H118ZM125 149V148H124ZM121 150V149H120ZM119 153V152H118ZM126 154V153H125ZM122 156V155H121ZM125 160V161H124ZM146 161V162H145ZM163 161H165V164L163 163ZM129 162V163H130ZM193 162V161H192ZM164 164V166L161 168V174H166V171L169 169V168H175L176 171L170 176V177H166V176H162L161 178H158V180L155 182V183H151L152 187H151V190H150V194L148 197H145V202L142 204V206H140L139 208L136 207L135 209L133 208H129L127 207L126 210L124 211L125 213H122V217L121 219L118 220V223H120L123 227H124V231L125 233L126 232H134V233H137V234H142V235H145L147 237H149V235L154 231V232H158L156 231V225L155 227H153L154 225V220H153V216L150 214L149 212V207H148V203L147 201L150 199V198H154V196L156 197V199H158L157 197V194H156V188H157V185H158V182H159V187L160 189L162 190L163 194L167 193V195L169 193H172L171 190H173L174 188L172 187H175L173 185L176 184V182L178 183V186H179V183L178 180L180 181H185V177L187 175H183L181 174V169L183 168V170L185 171V174H187V169H185V167H188L190 168L189 166H191L192 164L189 163H184L178 159H176L171 153L164 158V160L162 161H159L157 163H154V165H159V164ZM126 164V163H125ZM128 164V163H127ZM179 166H178V165ZM159 167L155 168V171L158 170ZM218 171H214V174H208L207 177L208 180H210L209 183L212 184V187L218 189V188H222V187H230L232 186L233 184H236V183H239L243 177L239 175V172L236 171V170H232V171H228L226 168H222V167H218L217 168ZM216 169V170H217ZM215 170V169H214ZM76 171V170H75ZM71 172V171H70ZM192 172V170L190 171V173ZM63 173V172H62ZM75 173V172H74ZM192 175V173H191ZM206 176H203V177H206ZM67 177V176H66ZM72 177V175H71ZM207 179V178H206ZM205 181V180H204ZM207 181V180H206ZM189 182V181H187ZM70 188L71 189H74L72 187V185L75 183V180H72V178L70 179V182L68 184H70ZM191 183V182H189ZM57 185V183H55ZM66 184V183H65ZM149 184V183H148ZM182 182L180 183V186H181ZM187 184V183H186ZM185 184V185H186ZM60 185V184H59ZM189 185V184H188ZM176 186L178 189L179 187ZM63 187H64V184H63ZM183 187V186H182ZM181 187V188H182ZM187 187V186H186ZM63 190V189H62ZM66 190V189H65ZM68 190V189H67ZM177 190V189H176ZM175 190V191H176ZM180 190V189H179ZM177 190V191H179ZM72 192V190H70ZM69 191V193H70ZM81 191V190H80ZM174 191V190H173ZM67 192V191H66ZM79 192V191H78ZM68 193V194H69ZM84 193V191H83ZM66 197H68V199L71 197L70 195H68ZM72 194V193H71ZM63 195V194H62ZM75 195V198L76 199H80L81 195L80 194H73ZM127 195V194H126ZM154 195V196H153ZM64 196V195H63ZM50 197V196H49ZM48 197V198H49ZM72 198V197H71ZM70 198V199H71ZM97 208L99 209V205L97 206ZM104 213L99 216H93L94 218H88V216L86 215V211L84 210V205L81 207V209H79L76 213H73L71 214V217L73 218V220L71 221V223L69 224L68 223V218H61V217H58L56 215L58 214H61L59 208L57 207H53V203H50V205L48 204V202L46 201L45 202V211L42 215V219H41V223H40V226H39V232H40V238L42 239L43 241V244L45 245V248H44V252H45V255L46 256H49L51 253H52V245L55 244V248L54 250H57V248L59 246H61L62 244H64L66 241H69V239H71L72 236H74L75 234H78V233H81L80 230L84 227V226H97V227H100L102 226L101 223H107L108 226H111L109 225L111 221H109V218L111 217V213L108 211V210H111L107 205H104ZM58 213V214H57ZM54 214V216H53ZM74 216V217H73ZM96 217V219H95ZM99 217V218H98ZM97 219L101 220V222L97 221ZM111 220V219H110ZM88 221V222H87ZM113 223V222H112ZM114 223L116 224V222L114 221ZM106 225V224H105ZM113 225V224H112ZM113 228H115L114 226H112ZM164 227H166V230L169 231V236L172 240L173 239H176L172 236V230L168 227L167 224H164ZM88 229V228H87ZM79 230V231H78ZM86 231V230H85ZM84 231V232H85ZM94 231V230H93ZM87 232V231H86ZM85 232V233H86ZM153 234V233H152ZM81 235V234H80ZM83 235V234H82ZM76 236V235H75ZM162 236V235H161ZM63 238V239H61ZM61 239V240H60ZM163 239H164V234H163ZM72 240V239H71ZM152 242V241H151ZM165 243L167 244V242L165 241ZM217 245H220V248H223V247H226L225 244L223 243H220V241H217L216 242ZM108 244V243H107ZM172 244H174L172 242ZM259 247L261 249H264V244L260 243L259 242ZM76 248H79L81 250H84L85 248L84 247H76ZM160 248H163L160 247ZM59 250V248H58ZM96 251V250H95ZM233 251V250H232ZM87 252V251H85ZM97 252V251H96ZM105 252H107L106 248H100L99 250V253L103 255V257H106L105 255ZM38 259L40 257H37ZM264 259V254L262 257H256L255 260H263ZM247 264V262H246ZM259 264H264V262H260Z\"/></svg>",
    "mask_w": 264,
    "mask_h": 264
}]
</instances>
